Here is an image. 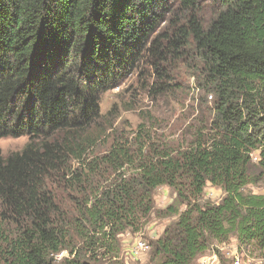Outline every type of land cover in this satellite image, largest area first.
Returning a JSON list of instances; mask_svg holds the SVG:
<instances>
[{
  "label": "trees",
  "instance_id": "1",
  "mask_svg": "<svg viewBox=\"0 0 264 264\" xmlns=\"http://www.w3.org/2000/svg\"><path fill=\"white\" fill-rule=\"evenodd\" d=\"M173 58L192 59L208 128L179 149L114 142L92 158L102 96L144 64L163 94ZM23 136L0 151L1 224L16 228L0 225V264L117 260L163 186L176 200L159 215L178 219L154 264H194L232 236L264 254V196L245 192L264 180V0H0V140ZM208 185L220 202L201 203Z\"/></svg>",
  "mask_w": 264,
  "mask_h": 264
},
{
  "label": "rangeland",
  "instance_id": "2",
  "mask_svg": "<svg viewBox=\"0 0 264 264\" xmlns=\"http://www.w3.org/2000/svg\"><path fill=\"white\" fill-rule=\"evenodd\" d=\"M192 65L193 61L189 58L170 59L164 66L168 77L161 84L165 90L163 94L151 91L155 78L150 76L152 68L148 64L142 65V68L145 67L142 69L145 70L143 75L131 74L118 87L106 92L101 99V118L97 125V129L104 134L91 149L92 158L108 153L114 142L136 144L140 141L154 150L165 147L179 149L193 142L200 131L208 128L210 110L204 106L206 95L197 86ZM28 142L29 138L26 136L3 138L0 140V151L8 157L21 151ZM50 188L58 195L59 200L70 203L61 181H52ZM245 192L264 196V180L247 186ZM223 196L220 188L208 185L201 203H218ZM175 200L176 194L171 188H158L155 192V210L146 220L143 229L136 234L128 231L121 236L122 253L119 259H106L98 264H154L151 253L141 261H134L128 256V250L137 238L144 239L151 246L152 241L159 239L165 229L177 221L178 217L159 215ZM184 210L185 206L180 207L181 212ZM2 211L0 202V225L6 235L14 236L15 226L11 223L1 224ZM235 252L254 259L256 264H264L263 253L253 246L240 248L235 236L223 244L213 242L210 249L198 257L194 264H199L204 258H215L218 264H223V260L231 264ZM2 258L0 252V263Z\"/></svg>",
  "mask_w": 264,
  "mask_h": 264
},
{
  "label": "built area",
  "instance_id": "3",
  "mask_svg": "<svg viewBox=\"0 0 264 264\" xmlns=\"http://www.w3.org/2000/svg\"><path fill=\"white\" fill-rule=\"evenodd\" d=\"M209 100H212V97H209ZM254 160L257 161V158L254 157ZM151 252V246L149 243H147L144 239L142 238H137L130 248L128 250V256L134 260V261H141L145 257H147ZM234 257H232V262L231 264H256L254 259H251L248 256H241L238 252H235L233 254ZM65 257L68 256L67 251H63L55 256L57 261L63 260ZM199 264H218L217 259H210V258H204L200 260Z\"/></svg>",
  "mask_w": 264,
  "mask_h": 264
}]
</instances>
